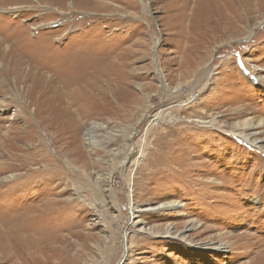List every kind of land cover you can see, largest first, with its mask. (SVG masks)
<instances>
[{
	"label": "rangeland",
	"instance_id": "rangeland-1",
	"mask_svg": "<svg viewBox=\"0 0 264 264\" xmlns=\"http://www.w3.org/2000/svg\"><path fill=\"white\" fill-rule=\"evenodd\" d=\"M0 42V264H264V0H0Z\"/></svg>",
	"mask_w": 264,
	"mask_h": 264
},
{
	"label": "bare ground",
	"instance_id": "bare-ground-1",
	"mask_svg": "<svg viewBox=\"0 0 264 264\" xmlns=\"http://www.w3.org/2000/svg\"><path fill=\"white\" fill-rule=\"evenodd\" d=\"M13 9V10H16V9H21L23 8L22 6L20 5H11L9 6V8H7L9 11V9ZM5 10V12H7ZM19 33H23V31H20ZM10 41V40H9ZM1 43V42H0ZM2 47V46H1ZM2 55V54H1ZM11 68V66H10ZM32 101V100H31ZM31 104V103H29ZM29 104H26L25 103V106H24V109L27 111V109L29 108ZM25 111V112H26ZM25 112L23 111V113L25 114ZM259 128H264V121L263 120H256V121H250V120H246L242 123H239V124H236L235 126L231 127V130H232V133L238 135L241 137V139L243 140V142L245 143H249L250 145L254 144L256 145V141L258 140L255 136H256V133L250 131V130H256V129H259ZM1 129V128H0ZM247 131H249V133H247ZM88 136V135H86ZM1 140V139H0ZM262 140V139H261ZM1 144V143H0ZM6 144V143H5ZM1 146V145H0ZM3 146V145H2ZM10 147L11 146V143L9 144ZM15 147V146H13ZM259 149H262L263 150V147L264 146H257ZM9 149V147H8ZM12 150V149H11ZM15 150V149H14ZM10 152V151H9ZM7 164V163H6ZM7 167V166H6ZM10 167V166H9ZM4 170V169H3ZM10 172V171H9ZM17 172V171H16ZM5 186V185H4ZM17 186V185H16ZM14 187V186H13ZM9 188V187H8ZM12 189V188H11ZM168 206H170L171 208H175V204L174 202H170L169 204H167ZM164 206V205H163ZM165 207V206H164ZM196 224H192L191 227L189 228L190 230L192 228H195ZM197 227V226H196ZM15 235V234H14ZM41 235V234H39ZM12 236V235H11ZM16 236V235H15ZM183 237V236H182ZM240 237V236H239ZM2 238V237H1ZM47 238V237H46ZM51 238V237H50ZM125 238V236H124ZM185 241V237L183 238ZM243 239V238H242ZM125 241V239H124ZM240 241V240H239ZM228 242V241H227ZM20 243V242H19ZM27 243V242H26ZM256 243V242H255ZM205 244V243H204ZM228 245V243H224L222 241H217V242H213L211 241V243L205 247H203L204 249L208 250V251H211V250H214V251H217V252H221L222 249L226 248ZM255 245V244H254ZM28 249V248H27ZM29 250V249H28ZM30 251V250H29ZM34 259V258H33ZM35 260V259H34ZM264 260V259H263ZM25 261V260H24Z\"/></svg>",
	"mask_w": 264,
	"mask_h": 264
}]
</instances>
